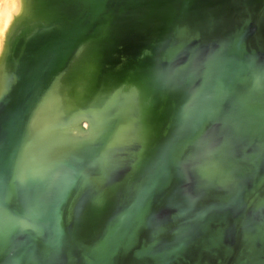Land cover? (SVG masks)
<instances>
[{"label": "water", "instance_id": "1", "mask_svg": "<svg viewBox=\"0 0 264 264\" xmlns=\"http://www.w3.org/2000/svg\"><path fill=\"white\" fill-rule=\"evenodd\" d=\"M88 1L90 24L124 2ZM252 1L133 0L140 22L170 11L149 49L170 80L182 73L181 113L107 201L80 212L71 204L99 182L87 171L107 138L46 175L18 173L30 119L69 60L50 70L55 52L77 31H57L63 16L21 22L0 95V219L11 222L0 264H264V0Z\"/></svg>", "mask_w": 264, "mask_h": 264}, {"label": "bare ground", "instance_id": "2", "mask_svg": "<svg viewBox=\"0 0 264 264\" xmlns=\"http://www.w3.org/2000/svg\"><path fill=\"white\" fill-rule=\"evenodd\" d=\"M123 1L119 7L105 10L100 15L103 19L92 24L88 0L54 3L52 0H8L7 9L0 16L5 24L17 16L0 60V95L13 80L10 47L14 30L21 22L33 29L35 21L48 23L56 16H63L66 24L60 25L57 31L67 35L68 31H77L55 52L50 70L64 57L69 60L62 66L65 73L52 83L30 119L18 173L20 177L46 175L80 146L95 148L107 138L94 166L87 171L98 174L99 182L87 184L83 189L81 183L78 194L81 193L71 204L78 212L83 205L107 201L151 148L169 137L181 113L176 84L182 79V73L174 72L170 80L162 66L163 57L149 49V41L167 23L170 11L162 7L147 21L140 22L141 11L134 8L133 0L128 4L127 0ZM256 2L253 0L251 4L255 7ZM65 8L73 16L66 14ZM87 37L91 40L86 41ZM157 96L160 98L156 99ZM0 224V238H3L11 222L0 219Z\"/></svg>", "mask_w": 264, "mask_h": 264}, {"label": "rangeland", "instance_id": "3", "mask_svg": "<svg viewBox=\"0 0 264 264\" xmlns=\"http://www.w3.org/2000/svg\"><path fill=\"white\" fill-rule=\"evenodd\" d=\"M7 1L8 0H0V16L3 13L4 9L5 8L7 9ZM18 16H19V14H18ZM15 18H17V16ZM15 18L12 17L11 20H9L8 23L6 22L7 24H5V23L1 22V17H0V60H1V58L3 56V52L6 49V46L8 44V32H9V29L12 26L13 22L15 21ZM18 24H20V23H18ZM18 24H16V25H18Z\"/></svg>", "mask_w": 264, "mask_h": 264}]
</instances>
